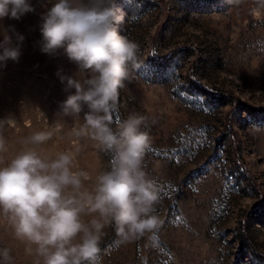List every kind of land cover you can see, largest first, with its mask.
Listing matches in <instances>:
<instances>
[{"label":"rangeland","instance_id":"obj_1","mask_svg":"<svg viewBox=\"0 0 264 264\" xmlns=\"http://www.w3.org/2000/svg\"><path fill=\"white\" fill-rule=\"evenodd\" d=\"M29 2L34 11L19 20L0 19V41L7 34L20 50L18 61L0 63V120H14L0 121V167L27 148L49 159L71 152L72 170L89 174L90 189L112 154L71 135L73 118L60 104L75 89L60 77L80 70L63 49L41 51L42 17L56 0ZM117 3L125 13L119 32L138 44L142 63L118 90L113 120L145 118L142 169L161 190V224L126 242L106 227L99 264H264V9L257 19L256 0ZM36 132L53 134L27 143ZM27 247L0 213V264H36Z\"/></svg>","mask_w":264,"mask_h":264},{"label":"clouds","instance_id":"obj_2","mask_svg":"<svg viewBox=\"0 0 264 264\" xmlns=\"http://www.w3.org/2000/svg\"><path fill=\"white\" fill-rule=\"evenodd\" d=\"M256 2L253 15L259 19L264 0ZM32 11L29 0H0V19L19 20ZM42 20L41 51L53 54L63 49L80 70L79 78L60 77L62 83L66 80V90L75 89L60 104V114L73 118L71 135L92 140L112 159L89 189L84 185L89 174L72 170L73 153L49 159L34 148L24 149L0 167V213L15 238L27 243L26 251L39 258L36 264H99L106 227L115 225L117 236L126 242L154 234L161 224L156 214L161 190L142 169L150 145L147 132L140 131L145 118L113 120L118 90L131 71L141 67L139 46L119 32L125 13L117 0H56ZM0 49V63L18 61L19 47L12 46L7 34ZM52 134L36 132L27 143L44 144ZM4 151L0 136V152ZM2 255L7 259L8 250Z\"/></svg>","mask_w":264,"mask_h":264}]
</instances>
